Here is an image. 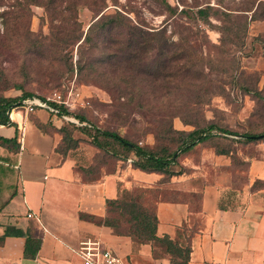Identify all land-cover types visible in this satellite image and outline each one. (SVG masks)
Instances as JSON below:
<instances>
[{"label": "rangeland", "instance_id": "obj_1", "mask_svg": "<svg viewBox=\"0 0 264 264\" xmlns=\"http://www.w3.org/2000/svg\"><path fill=\"white\" fill-rule=\"evenodd\" d=\"M206 6V16H198ZM112 16L115 24L104 23ZM137 31L148 45L135 42ZM78 60L82 71H72ZM25 92L61 96L71 139L59 149L74 156L85 179L111 171L117 160L83 127L116 131L154 151L174 150L180 132L211 124L262 132L264 0H0V97ZM227 135L206 143L232 151L243 170L239 160L256 152ZM206 147L179 154L174 175ZM136 190L151 204L168 196Z\"/></svg>", "mask_w": 264, "mask_h": 264}, {"label": "crops", "instance_id": "obj_2", "mask_svg": "<svg viewBox=\"0 0 264 264\" xmlns=\"http://www.w3.org/2000/svg\"><path fill=\"white\" fill-rule=\"evenodd\" d=\"M60 116L15 106L11 123L0 124L7 140L0 141V235L14 225L40 240L35 256L25 257V238L5 236L0 264H82L78 250L88 241L111 250L119 264H264V138L245 142L256 153L242 156L243 170L232 151L207 139L193 148L207 146L199 161L186 159L179 175L133 167L130 155L85 179L74 156L58 149L67 124ZM151 188L168 195L154 201L155 235L172 245L136 242L96 222L121 190Z\"/></svg>", "mask_w": 264, "mask_h": 264}, {"label": "trees", "instance_id": "obj_3", "mask_svg": "<svg viewBox=\"0 0 264 264\" xmlns=\"http://www.w3.org/2000/svg\"><path fill=\"white\" fill-rule=\"evenodd\" d=\"M208 8L209 6H206V8H198L197 15L205 17L207 13L206 10ZM101 16L98 18V20L101 18ZM116 21L117 16H112L104 23L109 22L115 24ZM141 32L138 33L137 31V36L133 38L136 40V43L138 42L140 48L148 45L147 43L149 40L147 37L143 36ZM133 33L135 34L136 32ZM79 38L80 37H78L77 40H79ZM134 40L131 39L130 41H133L134 43ZM156 40L158 41V39ZM83 41L85 43H89L91 41L88 33L85 35ZM130 44L131 42L127 44V46ZM125 48H123L122 52H125ZM129 59L130 58H126L125 61ZM77 63L78 64L75 66H72L71 64L70 69L72 71L81 72L83 64L80 63V60H78ZM89 65L90 64H87L86 62L87 68ZM32 96H34L33 93L25 92L20 98L0 97V124H10L11 120L9 118V111L13 107L20 105L22 99ZM259 96L263 98L261 95ZM58 107L59 115L69 114V112L62 106ZM80 119L83 118L80 117ZM213 129H216L217 132H213ZM81 131L91 137L92 143L96 148L104 151L110 157L126 160L130 155H132L131 164L133 167H137L144 171H157L163 173L166 177L174 175L172 167L177 163L176 160L179 154L192 150L198 143L203 142L212 136H216L217 134L220 136H225L227 134L238 136L240 140L245 142L264 138V131L258 133H240L220 127L216 124H211L204 127L194 128L188 132H180L183 134V137L174 150L162 149L160 151H154L148 148L149 146L146 144L144 145L138 141H133L123 137L116 131L94 128V132L91 133L86 130L85 127L81 128ZM70 139L71 138L69 134L67 132H63V139L60 146L65 140L69 141ZM0 141L6 142L7 140L0 138ZM60 146L58 149L61 148ZM222 151L226 152L227 150ZM143 194L144 193L141 190L131 191L123 189L120 191V194L116 199L106 201L108 217H106L104 220H96V218L89 215H82V217L96 220L97 223L103 222L109 224L117 233H127L131 235L136 242L156 241L160 243H166L167 245H172L168 238H158L155 235L156 217L154 213V203L151 204L144 202L142 199ZM5 236H21L25 238V257H34L40 245L39 239L27 235L22 228L14 225H7L5 227L4 233L0 235V241ZM181 253L182 251H179V254Z\"/></svg>", "mask_w": 264, "mask_h": 264}, {"label": "built area", "instance_id": "obj_4", "mask_svg": "<svg viewBox=\"0 0 264 264\" xmlns=\"http://www.w3.org/2000/svg\"><path fill=\"white\" fill-rule=\"evenodd\" d=\"M61 96L55 95L53 98H38L35 96L27 97L21 100L18 106L24 107L27 111H33L35 108H44L52 114L59 115ZM69 119L66 115H61ZM214 132V131H213ZM30 216V214H28ZM82 264H119V260L113 252L101 246L98 241H88L79 250Z\"/></svg>", "mask_w": 264, "mask_h": 264}]
</instances>
